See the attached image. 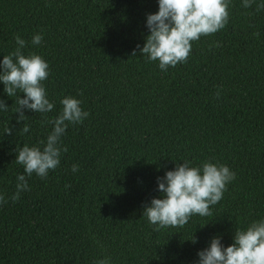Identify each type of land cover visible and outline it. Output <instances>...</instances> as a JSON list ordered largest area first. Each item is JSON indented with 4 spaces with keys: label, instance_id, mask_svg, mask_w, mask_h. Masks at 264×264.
I'll return each mask as SVG.
<instances>
[{
    "label": "trees",
    "instance_id": "1",
    "mask_svg": "<svg viewBox=\"0 0 264 264\" xmlns=\"http://www.w3.org/2000/svg\"><path fill=\"white\" fill-rule=\"evenodd\" d=\"M258 2L244 8L230 0L225 26L192 41L186 62L164 71L138 47L157 0H0V59L23 38L21 51L48 63L43 84L54 103L51 112L27 111L17 122L15 97L0 84L9 105L0 113V196L7 201L0 203V264H195L213 236L228 245L235 229L264 217ZM36 33L38 45L31 43ZM63 96L78 98L89 115L69 124L59 165L44 179L26 177L29 190L13 201L23 172L15 149L45 139ZM5 127L12 131L3 134ZM184 160L225 164L235 178L209 215L154 230L143 209L161 195L157 177Z\"/></svg>",
    "mask_w": 264,
    "mask_h": 264
},
{
    "label": "clouds",
    "instance_id": "2",
    "mask_svg": "<svg viewBox=\"0 0 264 264\" xmlns=\"http://www.w3.org/2000/svg\"><path fill=\"white\" fill-rule=\"evenodd\" d=\"M230 0H157L158 10L146 15L145 26L148 35L140 48L141 55L147 61H157L158 67L166 71L178 63L186 62L192 47V41L201 36L215 33L228 22ZM248 8L253 0H241ZM264 7V0L257 8ZM42 34L36 33L31 43H41ZM17 47L0 59V84L7 97H15L17 122L27 119L26 112L49 113L54 103L48 98L43 81L49 76L47 61L39 54L25 55L21 50L25 40L15 37ZM135 55V51L133 52ZM23 94V96H21ZM219 92H217V96ZM57 115L47 121L50 131L39 145L17 146L15 162L23 166V172L16 175L15 189L10 199L15 201L20 193L29 190L26 177L33 173L44 179L49 171L55 169L66 151L61 143L69 124L81 123L89 114L81 107V101L73 96H63ZM9 105L0 98V113L7 112ZM10 127L3 128V134L10 133ZM22 132H29L24 123ZM184 160L174 168L165 170L157 177V190L161 193L152 197L144 207L143 216L154 230L167 227H182L190 217L207 216L210 206L217 204L226 185L235 178V173L225 164L204 161L198 166H190ZM72 165V171H77ZM0 196V203H6ZM196 243L195 237L190 239ZM232 243L225 245L220 236H213L207 246L197 250L195 264H264V217L253 220L243 229H235ZM96 264H111L108 258L96 261Z\"/></svg>",
    "mask_w": 264,
    "mask_h": 264
}]
</instances>
